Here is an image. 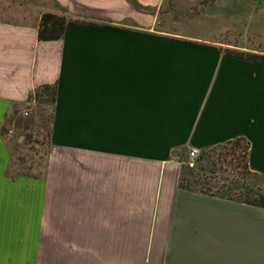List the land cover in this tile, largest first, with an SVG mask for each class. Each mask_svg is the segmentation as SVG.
<instances>
[{"label": "crops", "instance_id": "crops-1", "mask_svg": "<svg viewBox=\"0 0 264 264\" xmlns=\"http://www.w3.org/2000/svg\"><path fill=\"white\" fill-rule=\"evenodd\" d=\"M251 3L259 50L145 28L128 0H0V264H127L132 246L183 264H264V207L180 184L190 148L236 138L264 178V59L246 55H264V0ZM62 7L99 25L70 21L62 39L39 40L42 15ZM43 84L57 85L49 165L13 172L11 113Z\"/></svg>", "mask_w": 264, "mask_h": 264}, {"label": "rangeland", "instance_id": "rangeland-1", "mask_svg": "<svg viewBox=\"0 0 264 264\" xmlns=\"http://www.w3.org/2000/svg\"><path fill=\"white\" fill-rule=\"evenodd\" d=\"M251 1L236 0L235 11L232 13L230 0H163L160 8L151 6L156 8V12L150 14L139 11L138 15L142 14L144 17L145 28L183 35L209 33L210 37L233 40L236 44H248L249 48L259 50L263 49L261 31H259L262 16L258 15L259 11L257 14L251 13L254 7ZM60 10L63 11L62 14L72 19H84L83 16L72 13L65 7ZM131 20H133L131 17L127 19L128 22ZM25 111H28V115L24 114ZM52 112L53 105L47 97H43L40 101L28 99L14 106L12 116L15 117V121L22 118L23 122L20 127H10L14 129V133L10 136H13L15 141L11 163L13 172L42 175L45 173L54 149L48 127L44 124L49 122ZM22 135L24 137L20 141ZM245 147L242 144L235 149L232 145H228L214 149L211 154L209 153L210 155L206 152L204 159L198 161L195 172L188 176L190 187L196 189L199 184L205 183L207 187L213 186L214 193L222 190L223 195H229L232 192L231 188H239L241 191L243 184L264 191V178L244 176L238 168L245 160L243 158L247 151ZM182 166L181 163V170ZM219 187L224 188L219 190ZM63 241L65 246L75 242L67 239ZM157 242L160 243V251H167V239H160ZM135 250H137L136 246L129 247L127 264H183L182 255L149 253L141 256L131 252ZM72 261L75 264V254ZM68 262L70 260H65V264Z\"/></svg>", "mask_w": 264, "mask_h": 264}, {"label": "trees", "instance_id": "trees-1", "mask_svg": "<svg viewBox=\"0 0 264 264\" xmlns=\"http://www.w3.org/2000/svg\"><path fill=\"white\" fill-rule=\"evenodd\" d=\"M129 2H131L136 8H140L142 5L140 4V2L138 0H128ZM70 21H75L77 23H82V24H87V25H99V22H95V21H91V20H85V19H79V18H75L72 19L70 17H68L66 14H57V13H53V12H45L40 20V24H39V30H38V38L39 40H43V41H50V40H58V39H62L65 36L66 33V27L67 24ZM239 54H245L244 52H237ZM246 55L251 56V57H256V58H261L264 59V55L263 54H253V53H246ZM56 94H57V85L56 84H43L39 87H37L33 92L30 93L28 99H34L37 101H40L43 97H47L52 105H53V112L51 114V117L49 119V122L47 124H44V126L48 127V132H49V136H51V131H52V124H53V118H54V104L56 101ZM22 118H19L18 120L15 121V117L13 116L11 118V123L15 124L16 126H22ZM242 144H244L246 147V150L249 148V142L244 139V138H236L234 140L228 141L224 144H220L214 148H211L210 150L204 151L200 158H199V162L202 161L204 159V156L206 155V152L208 153L207 155H210L211 152L214 151V149L218 148V147H226L228 145H232L235 149L239 148ZM210 153V154H209ZM245 157H243L245 160L242 162V166L238 167L239 170L241 171L242 175H251L254 178H261V176L257 173L252 172L249 169V165H248V150L245 152ZM186 159H183V161H185ZM198 162V164H199ZM182 170H181V180H180V184L182 187L184 188H189V189H193L190 187V183H189V175L193 174L195 172V168H189L186 164H182ZM198 168V165H197ZM196 168V169H197ZM239 186V185H238ZM221 188L224 187H219L218 189L220 190ZM197 190L203 192V190L196 188ZM239 189V188H238ZM237 188H234L230 191H232L229 195H223L222 194V190L220 192H213V186L209 185V187H207V190L204 191L205 193H209V194H213V195H218V196H226L228 198L234 199V200H238L244 203H248V204H252L255 206H259V207H264V191L263 189L260 188H252L251 186H245L244 184L241 185V191L239 189L238 191Z\"/></svg>", "mask_w": 264, "mask_h": 264}, {"label": "built area", "instance_id": "built-area-1", "mask_svg": "<svg viewBox=\"0 0 264 264\" xmlns=\"http://www.w3.org/2000/svg\"><path fill=\"white\" fill-rule=\"evenodd\" d=\"M24 114L28 115V111H25ZM7 133L9 135H12L14 133V129L9 128L7 130ZM247 150H249V148ZM201 154H202V151L199 148H197V147L190 148V150L188 152L187 159L185 161H183L182 164L184 163L188 167L193 168V169L197 168L198 160H199ZM199 189L203 190V192H204L207 190V185L205 183H201V184H199Z\"/></svg>", "mask_w": 264, "mask_h": 264}, {"label": "water", "instance_id": "water-1", "mask_svg": "<svg viewBox=\"0 0 264 264\" xmlns=\"http://www.w3.org/2000/svg\"><path fill=\"white\" fill-rule=\"evenodd\" d=\"M139 9L141 11H143V12L150 13V14L156 12V8H150V7H147V6H141ZM23 137L24 136L22 135L21 138H20V141L23 139Z\"/></svg>", "mask_w": 264, "mask_h": 264}]
</instances>
